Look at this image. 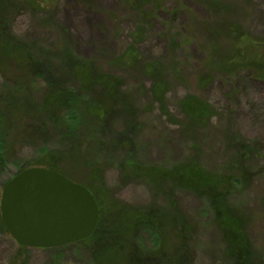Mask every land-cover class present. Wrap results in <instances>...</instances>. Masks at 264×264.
I'll list each match as a JSON object with an SVG mask.
<instances>
[{
    "label": "trees",
    "instance_id": "trees-1",
    "mask_svg": "<svg viewBox=\"0 0 264 264\" xmlns=\"http://www.w3.org/2000/svg\"><path fill=\"white\" fill-rule=\"evenodd\" d=\"M192 1L206 4L210 16L198 19V25L203 27L207 22L210 28L204 39L202 34L197 38L206 53L198 82L212 81L216 75L231 78L243 69H247L252 78L264 80V35L252 33L237 20L234 0H176L169 10L171 19L164 24L163 35L168 40V48L175 50L178 44L182 46L195 40V35L186 28L195 24L196 18L193 23L189 18L186 23L181 22V26L174 25L180 16L181 4L187 6ZM123 2L137 11L139 24L130 33L132 42L113 60L142 68L152 79L149 87L152 105L158 104L161 112L175 122V114L170 113L166 102L170 88L166 72L171 69L170 74L178 78L181 62L169 59L166 67L164 61H144L138 50L139 40L143 41L152 18L164 9L165 1ZM15 5L13 0H0V72L4 77L0 86V175L7 165L2 139L12 129L13 112L20 111L24 118L38 121L36 124L26 122L21 130L25 137L43 138L49 124L64 128L62 139L68 141L69 147L63 146L62 151L43 147L42 157L30 160L26 167L55 169L93 192L100 208L98 224L91 236L72 243L89 247L92 264H197L199 225L180 208L179 190L198 197L201 212L210 215L223 244V264H264L259 247L249 237L248 226L253 217L241 203L245 189L257 178L264 180V141L246 139L227 125L222 162L212 168L204 166L200 162L206 147L203 131L213 117L224 116V113L199 95L187 94L180 102L184 116L180 131L191 139V153L179 161L145 163L141 155L143 142L138 140L144 130L143 111L135 96L124 87L123 79L106 72L100 61L77 56L61 40L56 46H47L27 42L9 32L8 14ZM40 81L44 92L36 101L33 90ZM119 123L122 124L120 129ZM72 153L91 170L100 186L94 187L89 179L78 180L62 171L57 161ZM115 160L124 169V176L138 177L148 184L152 203L141 206L113 199L105 216L102 203L109 202L110 198L97 193L105 187L107 165ZM0 227L9 233L1 217ZM18 245L14 263L25 264L31 247ZM66 245L71 244L43 249L58 250Z\"/></svg>",
    "mask_w": 264,
    "mask_h": 264
},
{
    "label": "rangeland",
    "instance_id": "rangeland-1",
    "mask_svg": "<svg viewBox=\"0 0 264 264\" xmlns=\"http://www.w3.org/2000/svg\"><path fill=\"white\" fill-rule=\"evenodd\" d=\"M13 1L16 5L9 10V32L27 42H38L47 46H56L61 40L70 46V50L77 56L100 61L106 72L123 79L124 87L135 96L143 111L141 119L144 121V130L138 135V140L143 142L141 155L145 163L179 161L191 153L189 145L192 141L180 131L181 120L184 119L180 102L187 94L199 95L224 113V116L213 117L210 125L203 131L206 147L200 162L204 166L212 168L222 162L224 129L227 125L230 129L239 131L246 139L264 141V80L252 78L249 71L243 69L231 78L216 75L212 81L198 82L206 53L197 38L202 34L204 39L210 31L207 22L203 27L198 25V19H206L209 16L206 4L192 1L190 4L186 3L187 7L182 3L180 16L176 20L178 23H174L181 26L187 22L186 19L192 18L193 23L196 18L195 24H190V29L186 28L195 35L194 41L182 46L178 44L175 50L168 48V40L163 35V31H166L164 24L171 19L169 10L176 0H164V9L159 10L157 16L152 18L149 32L143 41L138 42V50L144 61H164L166 67L169 59L181 62V75L178 78L174 77L173 73L170 74L171 69L166 72L170 86L166 93V102L170 113L175 114L174 122L161 112L158 104L152 105V96L149 93L152 79L145 75L142 68L130 66L128 63H115L113 60L122 55L132 42L130 33L139 24L137 11L126 6L123 0ZM234 1L237 5L234 15L237 20L252 33L264 35V0ZM46 10L50 12L47 13ZM11 72L8 70V73ZM3 82L4 77L0 72V86ZM70 85L73 86L72 83ZM43 92L44 84L40 81L33 90L36 101L42 98ZM12 120L9 135L2 139L7 165L0 175V201L4 182L13 177L21 167L29 166L30 160L42 157L43 153L40 151L43 147L47 150L62 151L63 146H68V141L62 139L64 136L61 130L64 128L61 129L60 126L49 124L43 138L34 135L25 137L22 135V128L28 121L34 124L38 121L24 118L20 111L13 112ZM117 127L120 129L122 124L119 123ZM57 162L62 171L83 181L89 179L94 187L100 186L99 180L96 182L91 170L77 160L76 153L65 154ZM124 173V169L120 168L116 160L113 164L109 163L105 169V187H101L103 190L97 193L110 198L109 202L102 203L105 216L109 214V205L113 199L141 206L152 203V191L148 184L138 177L124 176ZM109 192L112 195H108ZM263 197L264 180L257 178L243 192L241 203L244 210L253 217L248 226L249 237L259 247L264 258ZM177 198L180 208L182 207L199 225L197 264H223V244L219 231L213 225L210 215L201 212L202 203L199 198L186 190H179ZM18 244L10 233L0 229V264H16L14 257L19 250ZM70 244L58 250L31 247L27 252L25 264H92L89 247Z\"/></svg>",
    "mask_w": 264,
    "mask_h": 264
},
{
    "label": "water",
    "instance_id": "water-1",
    "mask_svg": "<svg viewBox=\"0 0 264 264\" xmlns=\"http://www.w3.org/2000/svg\"><path fill=\"white\" fill-rule=\"evenodd\" d=\"M0 209L13 238L35 248L88 238L100 218L96 197L86 185L44 166L15 174L3 188Z\"/></svg>",
    "mask_w": 264,
    "mask_h": 264
},
{
    "label": "flooded vegetation",
    "instance_id": "flooded-vegetation-1",
    "mask_svg": "<svg viewBox=\"0 0 264 264\" xmlns=\"http://www.w3.org/2000/svg\"><path fill=\"white\" fill-rule=\"evenodd\" d=\"M5 185H6V184H5ZM5 185H4V186H5ZM3 188H4V187H3ZM2 191H3V190H2ZM1 218H2V217H1ZM9 233H10V232H9ZM10 234H11V233H10ZM12 237H13V236H12Z\"/></svg>",
    "mask_w": 264,
    "mask_h": 264
}]
</instances>
